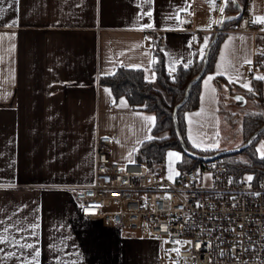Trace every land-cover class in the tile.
<instances>
[{
	"label": "crops",
	"instance_id": "crops-1",
	"mask_svg": "<svg viewBox=\"0 0 264 264\" xmlns=\"http://www.w3.org/2000/svg\"><path fill=\"white\" fill-rule=\"evenodd\" d=\"M248 4L253 19L264 16V0ZM215 5L216 0H0V231L9 224L27 228L38 223L35 237L30 229L21 234L13 227L9 238L22 235L34 243L39 264H161L159 241L81 217L73 193L92 182L97 136L112 140L111 160L125 165L131 163L129 153L136 161V151L154 125L143 119L152 114L131 108L124 97L115 100L100 78L124 67L142 70L144 79L155 84L156 48L168 73L173 66L176 71L189 60L204 58L215 33L198 40L182 28L187 22L207 31L220 21L230 24L227 20L238 11L215 18L209 14ZM145 11L152 12L151 18L142 15ZM148 23L153 27H142ZM148 30H154V37H148ZM218 38L213 68L201 79L198 107L184 116L187 140L200 151L220 147L222 94L250 98L257 81L264 102V79L256 78L264 72L250 76L242 67L256 56L264 62V30ZM225 61L239 70L238 79L218 69ZM190 136L201 146L194 147ZM208 145L216 146L204 150ZM0 247L18 257L5 259L0 252V264H22L30 251Z\"/></svg>",
	"mask_w": 264,
	"mask_h": 264
},
{
	"label": "built area",
	"instance_id": "built-area-1",
	"mask_svg": "<svg viewBox=\"0 0 264 264\" xmlns=\"http://www.w3.org/2000/svg\"><path fill=\"white\" fill-rule=\"evenodd\" d=\"M249 1L241 7V14L237 12L238 19L220 31L219 27L199 30L193 22L185 23L182 30L198 40L206 32H261L264 28L251 22ZM224 6V0H216L209 14L223 19L219 8ZM147 33L154 37V30ZM163 40L159 38V45ZM242 67L250 76L264 72V62L258 56ZM111 145L107 136L95 139L92 182L73 193L81 217L141 232L161 242L165 246L163 256L171 264H264V173L238 174L214 158L169 180L164 161L149 165L114 163ZM248 176L253 179L247 181ZM175 248L180 249L179 254Z\"/></svg>",
	"mask_w": 264,
	"mask_h": 264
},
{
	"label": "trees",
	"instance_id": "trees-1",
	"mask_svg": "<svg viewBox=\"0 0 264 264\" xmlns=\"http://www.w3.org/2000/svg\"><path fill=\"white\" fill-rule=\"evenodd\" d=\"M237 3L245 8L248 0H236ZM236 11L235 5L229 3L225 6L224 12ZM220 38L211 47L205 73L213 68V63L216 55V49ZM203 66V58H195L193 63L187 67H179L171 75L167 72L164 64V57L161 51L156 48L154 51V60L152 68L155 73L156 83L152 84L144 79L143 72L140 69H128L118 67L115 73L111 76L100 78L99 82L102 85L108 86L115 100L124 97L131 108L139 110L143 113L152 114L155 117L154 125L151 131L152 139L144 142L136 151V162L149 165L151 162H162L169 150L181 152V159L177 163L179 172H184L195 168L200 163L204 162L186 154L181 146L176 133V125L179 134L186 148L200 156H211L219 152L200 151L194 149L188 142L186 137L185 113L193 111L198 107L200 94L199 79L190 89L189 95L183 106L176 113V124L173 119V109L180 103L185 96L187 85L197 76ZM204 73V74H205ZM204 76V75H203ZM202 76V77H203ZM218 84L223 82L222 78H216ZM260 84L254 82V94L251 98L258 100L262 106L264 103L260 99ZM221 112V111H220ZM264 127V112H248L246 113L240 124L244 138H249L256 131ZM163 137H159L161 135ZM264 138V129L256 136V138L242 152L247 155V160L237 161L234 159H226L220 157L222 162L230 169L242 174L244 172H252L255 175L264 173V157L257 155L255 145L258 140ZM226 156V155H225Z\"/></svg>",
	"mask_w": 264,
	"mask_h": 264
},
{
	"label": "snow or ice",
	"instance_id": "snow-or-ice-1",
	"mask_svg": "<svg viewBox=\"0 0 264 264\" xmlns=\"http://www.w3.org/2000/svg\"><path fill=\"white\" fill-rule=\"evenodd\" d=\"M229 3H232L234 4L235 3V0H225V5L229 4ZM219 11L221 13L224 12V7H220L219 8ZM144 16H148L149 18H151L152 16V12L151 11H145L143 12ZM139 18H142V17H139ZM231 19V18H229ZM252 23H260V24H264V16H256L252 21ZM15 23V22H13ZM220 23H223V21H220ZM12 25H9V27H11ZM142 27H146V28H152L153 25L151 23H148ZM195 39V37H193V40ZM207 46V38H205V44H204V47ZM14 47V45H13ZM201 57H203V50H201ZM264 54V53H262ZM246 63H251L250 60H246L245 61ZM192 62L189 60L187 61L183 66L184 67H187L189 64H191ZM218 69H220L221 67L223 68L224 71H227V72H230V73H235V76L236 78L238 79L239 78V70L237 68H235L231 62L229 61H225L223 65H218L217 66ZM175 71V67H171L170 70H169V74L171 75L173 72ZM218 74H223V72H218ZM153 77H154V73H153ZM257 79H264V76H258L256 77ZM147 79V77H146ZM213 79V77H208V79L205 81V84L207 85L209 83V81H211ZM234 82L232 77L230 76L229 77V83H232ZM243 87L245 88H248V91H252L251 87L249 86V84L245 83L242 85ZM106 91H108L106 89ZM210 92H211V98L213 100V102L215 101V89L212 88L210 89ZM110 94V92H109ZM234 99L238 100V101H242L243 100V97H240V96H236ZM120 103L124 106H126V103L121 100ZM196 115H199V113H197ZM143 119L145 121H148V122H152L154 124V121H155V117L153 116H147V117H143ZM150 130V129H149ZM217 135H219L217 133ZM153 137L149 136L147 137V139H152ZM190 139H192V142H193V146L194 147H200L201 146V143L202 141L200 140H197V139H194L190 136ZM218 143V142H217ZM216 145H208L204 148V150H207L208 147H214ZM258 152L261 153L262 157H264V142L261 143L260 147L257 149ZM168 156L171 158V157H175L177 160L180 159V156L178 153L176 152H169L168 153ZM129 160L130 162H134V161H131V153H129ZM170 168H171V163H170ZM175 175H179L178 172L175 173ZM173 177L172 175H169L168 179L171 180ZM253 178L252 176H248L246 177V180L247 181H251ZM231 182V181H230ZM167 199H170V197H165ZM146 199V198H145ZM199 206V205H198ZM235 206V205H234ZM87 211V209H86ZM0 225H3V220H0ZM15 227L16 228V232L17 233H23L25 231H27L28 229H30V236H33L35 237L36 236V230L39 228V224L38 223H30L27 228H25L24 225H19V227H16L15 225H12V224H9V226L7 227H3L2 231H0V245H8V246H12V247H18L20 248L22 251L23 250H30L27 254V256L24 258V260L22 261V264H39V261H38V258L40 256V251H39V248L34 244V243H31V242H27V240L21 235L20 238H16V237H12L11 239L9 238L11 236V232H10V229ZM22 240H24L25 242H21ZM177 244H187V245H191L192 242L191 241H176ZM197 247H199V244L196 245ZM173 251L177 252V254H179V251L180 249L179 248H175L173 249ZM0 252H4L5 254V259H8V258H18L17 257V254L15 252H7L5 251V248L3 247H0ZM61 264H63V262H61Z\"/></svg>",
	"mask_w": 264,
	"mask_h": 264
},
{
	"label": "rangeland",
	"instance_id": "rangeland-1",
	"mask_svg": "<svg viewBox=\"0 0 264 264\" xmlns=\"http://www.w3.org/2000/svg\"><path fill=\"white\" fill-rule=\"evenodd\" d=\"M246 102L244 105H242L240 102H236L233 100V96L231 95H221L220 98V124L218 127V139L220 147L218 148L219 152L229 149H235L239 148L246 143L250 142L253 138V135L250 136L248 139L244 138L243 133L240 128L241 120L243 116L248 112H264V105L261 106L260 102L258 100H255L253 98L245 97ZM162 134L159 137H163ZM256 138V137H255ZM264 142V138H261L257 141L255 145V150L258 156L262 157L261 153L257 151V149L260 147L261 143ZM170 152H176L181 156V152L179 151H170ZM169 153V152H168ZM226 159L229 160L234 159L237 161H245L247 160V155L245 152H238L234 154H229L224 156ZM164 161V160H163ZM179 160H177L175 157H169L168 155L165 156V162L167 166V173L168 175H172V177L175 176V173L179 170L177 168V163ZM171 163V168H170ZM165 246L160 242V254L162 256L161 264H171L170 260L163 256ZM182 264H190V263H182Z\"/></svg>",
	"mask_w": 264,
	"mask_h": 264
},
{
	"label": "water",
	"instance_id": "water-1",
	"mask_svg": "<svg viewBox=\"0 0 264 264\" xmlns=\"http://www.w3.org/2000/svg\"><path fill=\"white\" fill-rule=\"evenodd\" d=\"M234 5H235V8H236V10L238 11V13L241 14V13H242V8H241V6L237 3L236 0H235ZM236 19H238V16H233V17H231V19H229V20H227V21H233V20H236ZM225 22H226V20L223 21V23H221V25L219 26V29H218L219 31L224 27ZM219 31L215 33L214 38L212 39V41L210 42L209 46H208L207 49H206V52H205V54H204V58H203V66H202L200 72H199V73L197 74V76H196V77H195V78H194V79H193V80L187 85L186 90H185V96H184V99H183L180 103H178V104L174 107V109H173V119H174L175 124H176V113H177L178 109H180V108L183 106V104L186 102V99H187V97H188V95H189V92H190L191 87H192V86H193V85H194L199 79H201L202 76H203L204 73H205L206 66H207V62H208V57H209V53H210V49H211V47L216 43L217 38H218V35H219ZM236 96H240V97H243V96H241V95H235V96H233V100L236 101V102H240L242 105H244L245 102H246V99L243 97V100H242V101H238V100L234 99ZM263 129H264V127H262L260 130L256 131V132L253 134V138H252V140H251L250 142L246 143L245 145L239 147V148L229 149V150H224V151L218 152V153H216V154H214V155H211V156H200V155H198V154H196V153H193V152L189 151V150L186 148V146L184 145V142L182 141V138H181V136H180V134H179L178 127H177V125H176V133H177V135H178V139H179V141H180V143H181V146H182L183 151H184L186 154H188V155H190V156H192V157H194V158H196V159H198V160H202V161L212 160V159H214V158H220V157L225 156V155H229V154H234V153L242 152L245 148L248 147V145H249V144L255 139V137H256V136H257V135H258Z\"/></svg>",
	"mask_w": 264,
	"mask_h": 264
}]
</instances>
